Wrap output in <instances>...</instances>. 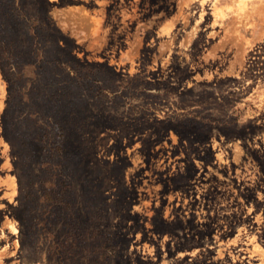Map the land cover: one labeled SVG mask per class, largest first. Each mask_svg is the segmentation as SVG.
Segmentation results:
<instances>
[{"label": "rangeland", "instance_id": "rangeland-1", "mask_svg": "<svg viewBox=\"0 0 264 264\" xmlns=\"http://www.w3.org/2000/svg\"><path fill=\"white\" fill-rule=\"evenodd\" d=\"M0 264H264V0H0Z\"/></svg>", "mask_w": 264, "mask_h": 264}]
</instances>
